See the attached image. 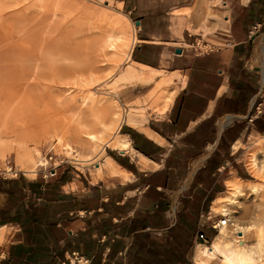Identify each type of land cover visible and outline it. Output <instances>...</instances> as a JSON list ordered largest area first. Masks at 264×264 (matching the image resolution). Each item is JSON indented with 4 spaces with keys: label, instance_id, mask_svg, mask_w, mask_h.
Listing matches in <instances>:
<instances>
[{
    "label": "crops",
    "instance_id": "1",
    "mask_svg": "<svg viewBox=\"0 0 264 264\" xmlns=\"http://www.w3.org/2000/svg\"><path fill=\"white\" fill-rule=\"evenodd\" d=\"M116 2L120 10L126 3ZM215 6L205 9L204 0H171L169 9L138 15L137 41L124 62L134 68L122 74L124 99L147 105L148 93L167 80L159 90L164 87L171 98L161 111L144 107L149 112L145 117L128 113L134 124L127 115L118 128L129 140L127 150L105 147L94 156H106L107 172L116 170L106 176L108 183L65 178L64 168L58 178L45 182L0 180V229H10L0 232L7 251L3 264H60L72 251L89 258V264H186L209 201L213 198V210L230 179L255 181L243 177L236 163L242 145L264 127V114L247 122L264 96L260 65L250 58L254 41L248 37L257 22L264 34V0H230L229 5L227 0ZM188 31H200L201 42L212 50H188L201 40L187 37ZM224 41L232 47L212 45ZM177 48L181 53L174 52ZM169 208L177 213L174 226L167 220ZM207 244L196 242L193 264L198 245Z\"/></svg>",
    "mask_w": 264,
    "mask_h": 264
},
{
    "label": "rangeland",
    "instance_id": "2",
    "mask_svg": "<svg viewBox=\"0 0 264 264\" xmlns=\"http://www.w3.org/2000/svg\"><path fill=\"white\" fill-rule=\"evenodd\" d=\"M53 1L57 3L56 0H0V166L1 168L5 165L11 166L13 171L15 168L18 171L14 176L4 173L7 178H23L29 182L39 180L45 182L51 177V179L58 178L60 169L64 168L65 178L80 179L85 184H90V181L96 182L98 179H102L100 183H108L110 178H106V176H114L112 173L116 170L107 172L103 168L106 156L96 157L89 163L82 164L65 159L60 150V143H67L81 155H85V158H91L87 157L90 148H87V139L83 137L81 131L85 129L95 132L97 129L92 123L88 111L83 109L82 116H80L79 112L82 109L78 107L80 102L78 93H69V87L75 85V80L79 84V78H81L87 81L85 89H96L97 97L94 103L98 107L102 106L100 108L103 109L102 112H106L104 116L107 121L112 118L116 109L113 100L106 99L109 96H115L120 103L119 109L122 113L120 123L126 122L125 118L131 111L145 117L148 112L143 109L144 104L140 106L134 101L130 104L124 99L123 80L125 79L122 74L134 68H131L129 63L120 64L108 59L109 52L106 53V50L102 49V38L105 32H108L106 30L109 29L104 15L121 11L128 15L135 26H139L137 23L139 14L148 15L155 10L169 9L168 5L171 0L164 1L167 5L160 0H125L123 11L118 8L116 0L115 2L113 0H57L59 8L56 12L52 11ZM229 2L230 0H228V5ZM40 5L44 6V9H40ZM207 5L213 6V3L204 0L205 9ZM134 6L137 8L136 11L133 9ZM218 6L220 4H216L214 8L216 9ZM122 23L125 26V32H130V29L126 27L127 22L122 20ZM139 32L138 28V35ZM189 33L191 37L188 36ZM261 35L263 34L258 32L253 37V50L250 56L252 60L254 55L264 56V38L259 41ZM187 37L200 38V47L201 41H205L200 31H188ZM212 45L220 48L232 47L227 41L214 42ZM169 49L172 51V47ZM187 49L193 53L196 52L193 47H187ZM202 50L204 53L209 52L207 47ZM153 51L145 52L152 55L157 53ZM142 54L140 53V55ZM257 61L258 65H261L259 59L254 64H257ZM262 61L264 64V57ZM125 65L126 69H124ZM109 67L111 70H108ZM140 88L142 86L135 88L134 91ZM101 102L104 103L105 108ZM134 105L137 106L134 107ZM263 131L264 127L259 133H263ZM56 137H60V142L55 141ZM255 137L254 135L247 144L242 145L243 149H240L238 156L240 161L236 163L239 166V172L241 174L244 172L245 176L243 177L254 178L253 180L258 177L248 168L252 177L244 163H247V161L245 162L248 154L246 150L248 151V147L252 145V140ZM246 140L247 138L244 141ZM23 142L26 144L28 142L25 150L22 149L26 148ZM20 143L21 145H19ZM50 146H53V149L47 151ZM242 151L244 153L243 160H241ZM106 152L113 156L115 154L108 148H106ZM27 153H30L35 161L46 156L47 167H43V164L39 165L36 175L24 172L22 169L25 164L31 165L24 162ZM21 156L23 160L20 158ZM56 161L59 162L58 165L54 164ZM53 165L57 166V173L50 176L48 171ZM44 175L49 176L45 179ZM261 194L256 199L254 197L243 199L239 212H233L236 222L237 219L243 223L255 222L256 232L260 227L264 231V190ZM212 200L207 204V211H204L203 214L209 213ZM231 210L237 209L231 208ZM213 213L218 214L216 211ZM175 214L177 215L176 211L169 208L167 220L171 226L176 224ZM219 218L220 215L211 217L209 221H205L201 225V230L207 235L205 237L207 242L212 240V236L217 231L210 227V223ZM200 220L203 222L205 217ZM9 230L4 227L0 229V232L8 233ZM256 232H252V235L249 234L250 237L256 238ZM4 242L3 238L0 241V247ZM196 242L202 241L197 239ZM196 242L192 240L191 249L184 258L186 264H193L192 255ZM214 264H220L219 259H216Z\"/></svg>",
    "mask_w": 264,
    "mask_h": 264
},
{
    "label": "bare ground",
    "instance_id": "3",
    "mask_svg": "<svg viewBox=\"0 0 264 264\" xmlns=\"http://www.w3.org/2000/svg\"><path fill=\"white\" fill-rule=\"evenodd\" d=\"M209 1L210 3H213L215 5L224 3L222 1L220 2L219 0H209ZM56 2L57 3L54 2L55 4L53 3L54 6L52 8L53 9L52 11L54 12L58 11L59 8V3L57 0ZM39 8L44 9V6L40 5ZM100 16L102 15L100 14ZM104 16H105V21L107 22L106 25L109 29L106 30L108 32H105V35L102 38V49H105L106 53L109 52V57H107L108 59L110 58L111 60L119 62L120 64L126 62L129 59V55L134 47V44L137 41L134 24L121 11H116L115 14H107ZM122 20L123 21L125 20L127 22L128 25L126 24L127 25L126 27L130 29V32L129 31L128 33L125 32V26L123 25ZM263 38H264V34L259 37V41L262 40ZM196 42H197V48L198 47L200 48V49L198 48L199 50H197L196 53L203 52L204 50H202V48L205 47L209 48V50H212V47L208 46L207 44L202 43L201 45L202 48H201L200 42L195 41V43ZM263 57L264 56L260 57L258 55H254L255 60L259 59L261 61V65L260 64L259 65H260V71L262 73V82L264 81V64L262 61ZM110 68L111 67H109L108 70H111ZM151 72H152L151 74H153L155 71L154 72L151 71ZM149 75L150 74H148V76ZM144 76H147V74ZM167 81L160 82L154 89L152 90L150 89L151 91L149 90L150 92L148 93L147 98L151 99V101L147 105L144 104L145 105L144 107L146 108L147 111L149 112L161 111L164 109V107L167 104V101L171 98V93L165 91L164 87L163 90H159V89L162 86H164L167 83ZM79 82L80 83L78 84L77 80H75L74 82L75 85L69 87L70 89L69 93H78V97L80 100L78 107L82 109L79 113H81L83 109L88 111L92 123L95 124L97 129L95 130V132L94 131L90 132V130L88 131L85 129L84 131L83 130L81 131L83 137L87 139L88 142L87 148H90L87 157H91V158H85L84 157L85 155H81L78 151L74 150L69 144L61 142L60 150L63 153L65 159H71L72 161L83 164L85 162L89 163V161H91L94 158V156L103 154L105 147L113 148L115 150H127L130 147L128 138L126 136H122L118 134V128L120 125L122 113L119 109L120 103L118 102L117 98L115 96L106 97V99H108L109 101L113 100L112 102L114 103V106L116 108L112 114V118L109 121H107L105 120L106 116H104L105 115L104 113L106 112L101 111L103 110L102 108H100L102 106L98 107V105L94 103L96 101L95 98L97 97L96 96L97 90L89 89V88L85 89V87L87 86V81H85L84 79L79 78ZM157 93H159V96L157 95ZM154 97H156V99ZM103 107H104V103H103ZM80 116H82V113ZM134 120L135 117L128 115L127 117L128 123L134 124L135 122ZM80 125L85 126L82 123ZM254 135L256 137L254 139V142L252 143L253 146H251V148L249 149V153L246 161L248 168L251 170V172L254 173V175L258 177V180L240 181L239 179L234 178L227 181V190L222 195L217 197V199L215 200V208H213V210L211 208L208 213L209 217L224 215L225 223L224 224L220 223L218 225L216 231V233L217 232L218 233L217 234L215 233L216 235L214 236L211 242L209 243L207 242L208 244L204 242H198L207 245H198L195 251L194 264H214L216 259L217 260L219 259L220 264H264L263 229L260 227L256 232L255 230L257 229L256 228L257 225L255 222L253 223V221H250L249 223L246 222L243 223L240 219H237L236 222V219H234L235 215L233 214V212L238 213L239 212L238 210L242 208L243 199H248L249 197L252 198L254 197L255 199L259 198L260 194L264 190V133H256ZM253 136L251 135L250 138H252ZM59 138L60 137H56L55 141L60 142ZM24 144L25 146L27 145L26 142H23V145ZM19 145H21V143ZM22 149L24 150L27 149V146L26 148H22ZM52 149L53 146H50L47 149V151ZM18 156L20 155L18 154ZM20 158L22 159V156ZM24 159H25L24 161L25 163L31 165L28 166L25 164L22 170L24 172L31 173L33 175L36 173L37 167L39 165L44 164L46 160H47L46 165H42V166L46 167L48 164V159L46 158V156L35 161L33 160L31 154L27 153ZM58 163L59 162L55 164ZM108 165L109 164L107 163V167ZM55 168L56 166L53 165L52 170L48 171L50 176L53 175V171H55ZM16 172H18L16 168L13 171L11 166L5 165V167L2 168L0 166V178H7L4 175V173L14 176L17 174ZM231 208H236L237 210L233 211L231 210ZM213 211H216L218 214H214ZM254 231L257 233V235L256 238L253 239L252 238L253 236L250 237L249 234H251L252 232L255 233Z\"/></svg>",
    "mask_w": 264,
    "mask_h": 264
},
{
    "label": "built area",
    "instance_id": "4",
    "mask_svg": "<svg viewBox=\"0 0 264 264\" xmlns=\"http://www.w3.org/2000/svg\"><path fill=\"white\" fill-rule=\"evenodd\" d=\"M220 2H227V0H219ZM261 27V23L257 22L254 23L251 28L248 31V37H254L257 32H259ZM229 44H231V42H228ZM193 45V44H192ZM194 46V45H193ZM195 51L199 50L197 48V42L195 43V46L193 47ZM196 53V52H195ZM198 54V53H196ZM264 113V96H262L260 98V100L258 102H256L253 106V110L252 113L250 114V116L247 118V122L248 123H252L253 120L258 117V116H262ZM264 133V131H263ZM49 159H51V157H49ZM56 174L55 171H53V175ZM50 175V174H49ZM49 175H44L43 177L46 179L48 178ZM205 217V220L202 222V225L205 221H209L211 219V217L208 216V214H200V218ZM224 224L225 223V219H224V215H220V218L217 219L216 221H213L210 223V227L213 230H217V227L219 224ZM197 239H199L200 241L206 243L207 239L205 238L204 234L202 232H198L197 234ZM7 259V251L3 248V246L0 247V264H3V262ZM89 258H87L86 256L81 255L78 251H72L66 258L64 261H62L60 264H89Z\"/></svg>",
    "mask_w": 264,
    "mask_h": 264
},
{
    "label": "water",
    "instance_id": "5",
    "mask_svg": "<svg viewBox=\"0 0 264 264\" xmlns=\"http://www.w3.org/2000/svg\"><path fill=\"white\" fill-rule=\"evenodd\" d=\"M175 53H181V50L179 48L175 49Z\"/></svg>",
    "mask_w": 264,
    "mask_h": 264
},
{
    "label": "trees",
    "instance_id": "6",
    "mask_svg": "<svg viewBox=\"0 0 264 264\" xmlns=\"http://www.w3.org/2000/svg\"><path fill=\"white\" fill-rule=\"evenodd\" d=\"M1 179H11V178H0V180ZM33 184H35V183H30V185L32 186ZM149 188V187H148Z\"/></svg>",
    "mask_w": 264,
    "mask_h": 264
}]
</instances>
